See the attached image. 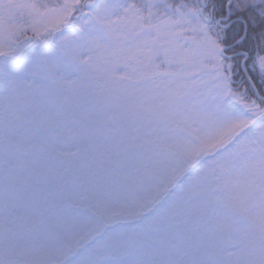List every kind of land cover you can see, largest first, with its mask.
Returning <instances> with one entry per match:
<instances>
[{"label": "snow or ice", "instance_id": "snow-or-ice-1", "mask_svg": "<svg viewBox=\"0 0 264 264\" xmlns=\"http://www.w3.org/2000/svg\"><path fill=\"white\" fill-rule=\"evenodd\" d=\"M0 264H264V0H0Z\"/></svg>", "mask_w": 264, "mask_h": 264}, {"label": "trees", "instance_id": "trees-1", "mask_svg": "<svg viewBox=\"0 0 264 264\" xmlns=\"http://www.w3.org/2000/svg\"><path fill=\"white\" fill-rule=\"evenodd\" d=\"M42 3H46L50 6H55L58 3H62L63 0H41ZM255 53H253L254 55ZM251 66V61H249V67ZM249 75H251V73H249ZM243 76L242 73H237L235 79L236 81L239 83L242 80Z\"/></svg>", "mask_w": 264, "mask_h": 264}]
</instances>
